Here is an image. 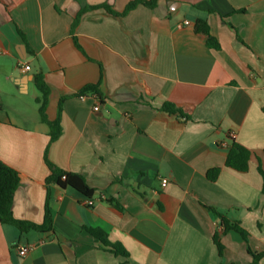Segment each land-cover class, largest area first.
Segmentation results:
<instances>
[{
  "label": "crops",
  "instance_id": "0c3cea01",
  "mask_svg": "<svg viewBox=\"0 0 264 264\" xmlns=\"http://www.w3.org/2000/svg\"><path fill=\"white\" fill-rule=\"evenodd\" d=\"M133 1L0 0V160L20 176L13 216L44 222L47 147L95 191L90 207L51 186L49 231L0 223V264H252L234 231L220 236L219 257L209 207L264 252V0H157L120 15ZM198 19L220 49L195 33ZM37 75L49 121L61 104L63 133L50 145ZM89 85L97 92L80 96ZM233 141L252 153L245 173L225 166Z\"/></svg>",
  "mask_w": 264,
  "mask_h": 264
},
{
  "label": "trees",
  "instance_id": "16d2710c",
  "mask_svg": "<svg viewBox=\"0 0 264 264\" xmlns=\"http://www.w3.org/2000/svg\"><path fill=\"white\" fill-rule=\"evenodd\" d=\"M157 0H135L131 2L120 15H124L130 10L134 9L138 4H144L149 7H154ZM110 13L115 14V12L109 10ZM117 14V13H116ZM194 31L198 36L205 39L206 44L209 48L220 49V45L215 37L210 33V28L206 20L198 19L194 26ZM35 86L39 91L40 97L36 99L39 104V114L41 121L49 127V145L57 141L62 133L63 129L61 126L60 110L61 104L59 106V115L54 121H49L46 116V107L48 104L50 90L48 85L45 83L44 78L41 75L35 76ZM97 85H89L85 87L80 93L83 96L89 92H97ZM163 109L169 114H179L183 115V112L176 108L172 104H165ZM264 113V108L262 109ZM252 157V153L236 142H232L229 147L225 166L231 168L237 172L245 173L249 168V161ZM45 163L50 171L49 176L46 178L47 187V199L45 205V219L43 224L37 225L34 223L19 221L14 218L12 207L15 193L20 185V176L11 167L6 165L0 160V223L4 225H11L16 227L21 232H28L30 230L38 232H46L52 229V214L50 210V197L49 191L51 186L56 185L62 189L70 188L81 195L84 199H92L95 191L90 188L83 176L71 172H67L55 164H53L48 158V147L45 150ZM220 173V168L210 170L207 177L210 181H215ZM209 210L217 217L220 221V231L217 232L213 241L217 247L218 255L221 257L223 255L224 247L220 242V236L224 235L230 231H234L239 234L242 239L247 244V251L252 256V264H258L259 260L264 256V252L256 253L249 246V234L240 226V223L235 220H231L226 214L219 212L214 207H209ZM96 240L101 241L104 245L110 246L111 250L116 255L128 256V252L121 248L119 245H111L106 237H102L97 230L91 228H85Z\"/></svg>",
  "mask_w": 264,
  "mask_h": 264
},
{
  "label": "built area",
  "instance_id": "2783aa9c",
  "mask_svg": "<svg viewBox=\"0 0 264 264\" xmlns=\"http://www.w3.org/2000/svg\"><path fill=\"white\" fill-rule=\"evenodd\" d=\"M186 24H189V22H186ZM23 69L27 71V70L30 69V67H29L28 64H26V65L23 66ZM98 110H99V107L95 106L94 107V111H98ZM167 183H168V181L166 179L162 180V186L163 187H165L167 185ZM84 204L91 207V206H93L95 204V201L93 199H86L84 201ZM17 251H18V254L20 256H25L28 253V251H29V247L28 246H24V245L23 246H19L17 248Z\"/></svg>",
  "mask_w": 264,
  "mask_h": 264
}]
</instances>
